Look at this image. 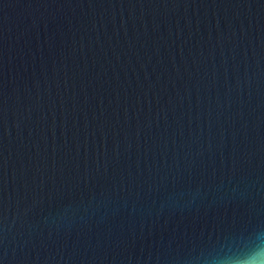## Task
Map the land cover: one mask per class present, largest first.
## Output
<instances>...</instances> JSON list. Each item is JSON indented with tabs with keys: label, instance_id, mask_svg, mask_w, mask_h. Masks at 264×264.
Listing matches in <instances>:
<instances>
[{
	"label": "water",
	"instance_id": "obj_1",
	"mask_svg": "<svg viewBox=\"0 0 264 264\" xmlns=\"http://www.w3.org/2000/svg\"><path fill=\"white\" fill-rule=\"evenodd\" d=\"M264 229V0H0V264H203Z\"/></svg>",
	"mask_w": 264,
	"mask_h": 264
},
{
	"label": "clouds",
	"instance_id": "obj_2",
	"mask_svg": "<svg viewBox=\"0 0 264 264\" xmlns=\"http://www.w3.org/2000/svg\"><path fill=\"white\" fill-rule=\"evenodd\" d=\"M203 264H264V229H257L235 246L213 249Z\"/></svg>",
	"mask_w": 264,
	"mask_h": 264
}]
</instances>
